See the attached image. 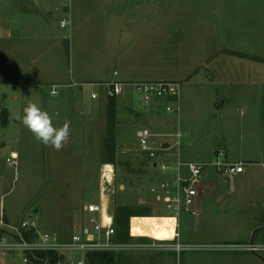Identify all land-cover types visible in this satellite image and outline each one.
I'll list each match as a JSON object with an SVG mask.
<instances>
[{
    "label": "crops",
    "instance_id": "0c3cea01",
    "mask_svg": "<svg viewBox=\"0 0 264 264\" xmlns=\"http://www.w3.org/2000/svg\"><path fill=\"white\" fill-rule=\"evenodd\" d=\"M36 3L37 1L31 3L22 0L16 4L13 24L16 32L13 42H16L14 45L12 43L9 53L1 51L0 73L4 74L2 70L12 67V87L19 93L15 100H19L22 93L25 104L30 103V99L29 102L27 99L30 93L32 99L43 97L47 100L41 85H57L59 95L54 98L56 101L51 111L59 121L53 124L59 127L69 121L71 134L60 151L43 145L34 137L26 139L20 144L21 150L13 152V157H109L105 144L110 100L105 97L106 89L100 86L103 83L184 82L181 112L184 113V118L190 120L188 126H191L192 121L197 125L201 122L200 117L197 118L199 111L188 104L189 96L194 94L193 82L203 81L198 76L207 77L213 89L212 97L215 95L217 98L221 97L216 92L221 91L224 88L222 85L227 83L250 80L264 84V0H74L69 5L67 1L50 0L45 1L42 6L43 12L48 16L45 18L46 21L48 19L46 27L40 25L36 17L32 18L34 10L35 13L37 11ZM43 12L38 10V14L43 15ZM66 15L70 16L71 21V41L67 35L63 36L62 30L65 28H61L59 24ZM56 20L58 28L53 26ZM231 37L239 38L240 44L233 42ZM224 38L228 40L224 41ZM63 41L68 42L69 52H73L76 64L81 63V66H75L71 70L67 67L69 60L65 56ZM38 47L40 51L37 53ZM42 47L44 52L49 49L53 53L42 56ZM221 51L224 53L221 54ZM7 76L10 86V77ZM71 82L91 83L98 88L91 92V95L99 93L100 97L92 99L98 110L93 112L94 116L89 124L75 122L80 120L77 111L83 109L84 93L82 89L69 87ZM50 91L51 89L49 94ZM35 93L36 96L33 97ZM262 95L264 96V92ZM258 96L254 90L248 91L246 95L254 100ZM118 99L116 131L121 118L122 124L127 120L125 110L142 112L141 109H131L134 104L129 99ZM165 105L161 101L148 106L160 107L166 112ZM44 109L49 112L46 105ZM4 111L9 113L6 109L1 111L2 123ZM166 121L171 120L168 117ZM85 130L91 131L89 135L96 131L95 137L80 136ZM166 144L170 148L171 144L167 141L161 147ZM2 145L4 147L5 143ZM116 157H121V154H116ZM170 158L165 157L164 160L172 168L174 164L169 161ZM226 159V162L244 164L243 171L226 175L217 172L214 167H209L212 171L204 170L195 204L196 215L188 213L191 216H185L189 217L185 221L188 223L186 235L181 231L182 217L177 216L176 232L180 242L212 240L213 237L209 236L212 231L211 220L207 214V211L213 210L209 204L210 196L223 199L225 203L221 205L232 211V214L240 212L242 215L235 217L243 218V222L235 227L236 235H232L229 229L231 226H227L224 229L225 235L214 237V240L247 243L251 242L256 233L254 242H264V212H256L264 211V157ZM145 161L148 164L151 161L147 155ZM155 162H152L153 167ZM149 174L147 170L146 176L150 177ZM183 174L187 173L184 171ZM220 175L228 176L222 181L225 192H219ZM173 176L175 173L170 170V174H166L161 181L172 179ZM152 182V185L156 184L154 180ZM100 194L102 195L101 188ZM242 200H245L244 204L240 203ZM154 201L153 209H159L162 205L155 197ZM100 202L101 196L98 203ZM87 206L83 205L85 212ZM4 220V212L0 211V229L14 227L7 217V223ZM206 230L207 234H201ZM166 255L167 257L160 256V260L164 259L165 264H168L169 254ZM218 255V260L222 258L221 261H225L223 264H233L230 262L232 257ZM189 257L191 261H196L198 256ZM209 257L217 260L214 255ZM176 259L179 264L180 259L177 256ZM237 259L235 264H264L256 255L251 254H239ZM0 264L20 263L17 259L0 256Z\"/></svg>",
    "mask_w": 264,
    "mask_h": 264
},
{
    "label": "rangeland",
    "instance_id": "374dc122",
    "mask_svg": "<svg viewBox=\"0 0 264 264\" xmlns=\"http://www.w3.org/2000/svg\"><path fill=\"white\" fill-rule=\"evenodd\" d=\"M19 1L22 0H0V54L4 50L6 54L9 53L12 43L14 45L16 42H13L16 37L13 24L15 6ZM24 1H30L31 3L37 1V11L35 13L34 10L32 18L36 17L40 25L46 27L48 19L46 21L45 18L48 16L43 12L42 6L45 1L50 0ZM38 10L44 14H38ZM63 19L69 20L70 16L66 15ZM53 24L54 27L58 28L57 20ZM62 32L63 36L67 35L69 40L73 36L70 25ZM55 34L57 35L56 32ZM231 38L233 42L240 44L239 38ZM227 40L228 38H224V41ZM67 43L63 41V48L66 53L65 56L69 60L66 65L71 70L73 67L75 69V66H81V63L76 64L73 52H69ZM43 50L42 47L41 51L44 52ZM36 51L38 53L40 48L38 47ZM47 53L50 55L53 51L48 49L42 53V56L47 55ZM223 53L221 51V54ZM73 63L74 65L71 66L70 64ZM2 71L10 77V86L0 84V116L1 111L4 109L9 112L8 125H3L0 117V211L4 212V222L7 223V217L11 226H17L23 220L32 218L37 223L39 230L43 232H56L62 238L71 237L73 234L80 232L83 225H90L91 215L85 212L83 205L99 204L100 188L103 189V182L106 179L105 167L108 165V158L13 157L14 151L19 152L21 150L20 144L34 136L22 123L23 109L28 103L25 104V101L22 100L24 98L22 93H20V99L15 100L16 94L19 93L14 91L12 87V67ZM198 78L203 81L195 80L193 82L194 96H189L188 104L189 107L192 106L199 111L200 114L197 115V118L200 117L201 120L199 125L194 124V121H192L191 126H188L190 120L187 117L184 118L183 112H181L179 120L178 116L167 114L160 107L146 106L136 94L124 95L118 99H129L134 104L131 109H141L142 112H126L125 110L124 116L127 120L122 124L123 118H121L118 124L119 127L115 131L117 154H121V157H117L116 164L113 165L115 177L112 189L114 190L116 206L132 205L137 208H155L150 186L153 184L152 180L157 183L163 180L166 174H163L161 166L158 169L153 167L152 162L154 160L150 161L149 164L145 161L146 154L141 150L138 136V131L145 128L158 135L151 139V147L157 150L164 141L173 145L176 140L174 135L178 130L181 131L183 138L180 148L175 147V149H168L169 151L162 153L165 157H171L169 161L174 166H176L178 153L182 161L192 160L203 163H216L218 160L222 162L227 160L226 157L229 160H236V157H264V96H261V93L264 92V84L250 80L227 83V85H222L224 88L221 91L216 92L221 97L217 98L215 95L212 97L213 89L210 82L207 81V77L198 76ZM181 83L185 84L184 82ZM74 84L81 83L71 82L68 86L75 87L77 90L82 89L84 93L83 109L77 111L80 120L75 122L89 124L92 122L93 112L98 110L97 105L94 104L91 98V92L95 90L96 86H73ZM52 86L47 84L40 86V88L43 87L42 89L48 97L47 100L43 97L32 99L31 93L27 99L28 102L30 99V103L37 104L42 110H45L44 106L46 105L49 114L53 118V123H56L59 120L53 116L51 111L56 100L55 97L49 94L51 89L49 87ZM252 90L259 95L255 100L246 97L247 92ZM35 96L36 93L33 97ZM221 103H223L222 106H220ZM168 117L171 121H166ZM90 132V130L82 131L80 136L94 138L96 131L89 135ZM3 143H5L4 147ZM218 153H222L223 156L217 157ZM166 164L171 166L169 163ZM146 166V169L150 172V177L146 176ZM209 167L206 168V171H212ZM169 174L170 171L167 172V175ZM108 176L111 179V174H108ZM227 178L228 176H219V192H225L222 181ZM209 200V204L213 209L207 211L212 226L209 236L213 237V241L210 239L201 242L206 244L243 243L214 240V237L225 235L224 229L227 226H231L229 227L231 234L236 235L235 227L243 222V218L235 217V215L241 216L240 212L232 214V211L221 205L225 203L223 199L220 200L219 197L210 196ZM240 203L244 204L245 200ZM35 209L38 210V213L32 215L31 211H35ZM154 210L155 214L176 215L162 206ZM256 212L264 211L258 210ZM176 216L182 217L181 231L186 235L188 233V223L185 221L189 217L185 218V216H191V214L181 213ZM207 233L206 230L201 234ZM189 242L203 244L199 241ZM218 254L232 257L230 262L235 264L239 254L250 253L189 250L180 255L178 254L177 258L180 259L179 264H223L225 261H221L222 258L218 260V256H220ZM192 255L198 256L196 261L190 260L189 256ZM209 255H214L217 260L210 258ZM160 256L167 257L165 253L161 254L154 251L128 253L122 256L123 259L120 264H165L164 259L160 260ZM223 259L225 260L224 256ZM17 261L22 264L19 256Z\"/></svg>",
    "mask_w": 264,
    "mask_h": 264
},
{
    "label": "built area",
    "instance_id": "2783aa9c",
    "mask_svg": "<svg viewBox=\"0 0 264 264\" xmlns=\"http://www.w3.org/2000/svg\"><path fill=\"white\" fill-rule=\"evenodd\" d=\"M67 1L71 4L74 0ZM70 20H63L60 23L61 28H67ZM95 85L91 83L74 84L73 86ZM105 90V97L108 100L118 99L124 95H138L142 102L148 106L155 102H165L167 113L181 116V94L182 83L174 81H155V82H108L100 84ZM50 95L57 97L59 95L58 87L54 85L51 88ZM93 100H97L100 94L97 92L91 95ZM155 134L150 129H142L139 133V143L141 150L146 153L152 161H156L155 167L161 166L163 174L172 170L175 173L172 179H165L151 186L150 192L162 207L180 215L181 213H191L196 215V200L199 195V188L204 177V170L207 167H214L219 173L232 175L240 173L244 169L242 163H230L226 161H217L216 163L203 162H183L178 153L176 166L170 167L164 160L165 151L168 149H178L181 146L183 135L180 130L174 135L175 143L170 148L160 147L158 150L151 147V139ZM223 156L218 153L217 157ZM161 163V164H160ZM187 174L184 175L183 172ZM114 172L111 165L105 167L106 179L103 182L111 185V179L108 176ZM115 177V174H114ZM91 215L90 225L82 226L79 233L71 237L62 238L56 232H43L35 220H23L19 225L0 229V256L4 258L21 259L22 264H35L32 256L37 254H46L55 256L57 259L54 264H86L88 255L98 253L128 254L134 252L154 251L161 254L180 255L189 250L193 251H223V252H248L252 255L264 256V242H247L240 244H192L179 241V234L176 232L173 239L157 240L147 236H136L133 234L131 226L129 228L128 241H121L118 237V231L114 222L105 217L100 204L92 203L86 208ZM176 215H171L177 219ZM177 228V227H176ZM148 238V240L140 239ZM51 256L47 257L43 264H52Z\"/></svg>",
    "mask_w": 264,
    "mask_h": 264
},
{
    "label": "trees",
    "instance_id": "16d2710c",
    "mask_svg": "<svg viewBox=\"0 0 264 264\" xmlns=\"http://www.w3.org/2000/svg\"><path fill=\"white\" fill-rule=\"evenodd\" d=\"M9 78L7 75L0 73V84H8ZM116 116H117V100L111 99L108 104V128H107V137H106V150L109 155L107 157L108 164H116V154H117V144H116ZM3 124H8V114L7 112L2 113ZM154 209L150 207L137 208L136 206L130 205H119L116 206V218L114 224L118 231V237L121 241H128L131 239L129 237V228L130 220L133 217H153ZM148 240V238H140ZM124 254H111V253H98L88 255L86 264H120L122 261V256ZM51 256V255H49ZM46 254H37L33 255L32 258L35 261V264H43L44 260L49 257ZM51 263L54 264L56 261L55 256H51Z\"/></svg>",
    "mask_w": 264,
    "mask_h": 264
},
{
    "label": "clouds",
    "instance_id": "9594fccd",
    "mask_svg": "<svg viewBox=\"0 0 264 264\" xmlns=\"http://www.w3.org/2000/svg\"><path fill=\"white\" fill-rule=\"evenodd\" d=\"M22 123L38 142L56 151H60L69 141L70 122L65 121L62 126H55L49 112L35 103H30L23 109Z\"/></svg>",
    "mask_w": 264,
    "mask_h": 264
},
{
    "label": "bare ground",
    "instance_id": "6f19581e",
    "mask_svg": "<svg viewBox=\"0 0 264 264\" xmlns=\"http://www.w3.org/2000/svg\"><path fill=\"white\" fill-rule=\"evenodd\" d=\"M131 229L136 236L157 240L173 239L176 233V218L173 216L134 217Z\"/></svg>",
    "mask_w": 264,
    "mask_h": 264
},
{
    "label": "water",
    "instance_id": "95a60500",
    "mask_svg": "<svg viewBox=\"0 0 264 264\" xmlns=\"http://www.w3.org/2000/svg\"><path fill=\"white\" fill-rule=\"evenodd\" d=\"M163 148H169V145L168 144L163 145ZM110 174H111V185L105 184L104 186L105 188L101 195V206L104 216L108 217L111 222H114L116 218V202L114 198V190L112 189L114 174L113 172H111ZM36 213H38L37 209H35V211H31L32 215H35ZM255 234L256 233H254V237L252 238L251 242H254ZM256 257L264 263V256L256 255ZM176 262L177 259L175 255L168 256V264H177Z\"/></svg>",
    "mask_w": 264,
    "mask_h": 264
}]
</instances>
